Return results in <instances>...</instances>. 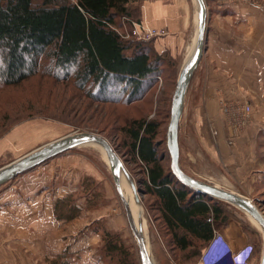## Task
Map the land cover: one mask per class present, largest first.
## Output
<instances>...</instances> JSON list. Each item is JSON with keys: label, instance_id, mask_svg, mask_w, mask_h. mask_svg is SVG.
Masks as SVG:
<instances>
[{"label": "rangeland", "instance_id": "obj_1", "mask_svg": "<svg viewBox=\"0 0 264 264\" xmlns=\"http://www.w3.org/2000/svg\"><path fill=\"white\" fill-rule=\"evenodd\" d=\"M42 1L34 0L36 4ZM150 1L156 0H135L131 7L135 12L130 19L136 21L138 9ZM247 2L264 10V0ZM126 30L128 27L121 29V32ZM155 40L137 42L150 44ZM192 41V38H188L176 55L163 54L165 58L162 74L153 80L146 91L141 89V95L134 97L130 104L119 103L118 100L105 101L100 96L88 98L85 93L73 87L71 82L64 81L62 72L56 70L58 77H53L49 73L52 67L46 60L41 61L39 73L24 83L16 87L0 85V145H8L0 154V168L66 135L92 133L101 136L118 155L133 183L140 210V215L136 218L137 228L146 240L155 264H199L198 254L203 248L202 244L197 243L186 251H179L173 246L171 236L157 212L155 199L147 194L144 187L146 168L131 155L124 132L137 120L155 122V143L159 146L161 166L169 169L166 132L171 100ZM195 74L196 70L193 79ZM122 90V87H117L114 92L108 93L124 100L129 93L122 96ZM245 107L250 108L248 114L241 110ZM220 112L226 129V132H222V135L226 134L225 148L216 147L222 138L221 132L212 125L207 130H200L193 124V116L183 110L178 131L180 168L189 177L246 198L264 216V129L249 131L253 116L264 120V115H258L257 112L254 114L248 100L236 104L221 100ZM254 135L257 139L255 145L249 139ZM207 142L212 146H207ZM94 148L96 147L75 148L0 185V195L4 196L5 188L30 180L29 177L26 179L29 174L34 173L38 178V173L42 170L40 176L56 175L61 179L60 188L71 190V194L58 202L55 209L57 220L68 221L77 217L78 221L73 228L63 230L64 236L72 231L68 239L70 246L64 248L59 255L49 254L45 260L28 258L35 264H123V261L127 264H140L136 241L127 225L106 159L99 148ZM86 170L91 171V174H80ZM75 205L80 209L76 210ZM133 207L137 210L134 198ZM223 209L231 217L229 221L238 223L243 232L248 230L245 235L255 249L252 264H260L263 234L240 209L228 203ZM88 223L90 224L86 225ZM108 242L119 246L123 255L110 254L106 246ZM65 246L64 241L63 247ZM20 254H23V250ZM11 260L7 256L2 264H13Z\"/></svg>", "mask_w": 264, "mask_h": 264}, {"label": "trees", "instance_id": "obj_2", "mask_svg": "<svg viewBox=\"0 0 264 264\" xmlns=\"http://www.w3.org/2000/svg\"><path fill=\"white\" fill-rule=\"evenodd\" d=\"M134 3L135 0H43L36 4L34 0H0V85L16 87L24 83L39 73L41 61L46 60L53 77H58L56 70L62 72L64 81L71 82L88 98L100 96L105 101L132 103L162 74L165 58V53L155 52L153 41H127L119 35L121 19L133 16ZM117 87H122V96L129 93L124 100L108 93ZM124 132L131 155L146 168L144 187L155 199L173 246L186 251L202 244L198 254L201 260L214 233L231 219L223 209L227 203L187 188L174 177L170 167L161 166L155 122L137 120ZM249 245L253 258L255 249ZM106 246L110 254L123 255L119 246L109 242Z\"/></svg>", "mask_w": 264, "mask_h": 264}, {"label": "crops", "instance_id": "obj_3", "mask_svg": "<svg viewBox=\"0 0 264 264\" xmlns=\"http://www.w3.org/2000/svg\"><path fill=\"white\" fill-rule=\"evenodd\" d=\"M204 2L207 9L204 52L188 86L183 110L193 116V124L200 130H207L212 125L221 132L222 138L216 147L225 148L221 100L231 104L248 100L254 114L264 115V10L249 5L247 0ZM136 21L148 29L166 32L165 36L153 41L156 53L176 55L188 38H192L185 61L193 56L197 35L193 0L145 2ZM262 129L264 120L253 116L249 131ZM249 139L256 144L255 135ZM7 146L0 145V154ZM41 173L42 170L38 178L34 173L29 174L26 179L29 177L30 180L5 188L4 196L0 195V264L7 256L11 257L13 264H33L28 258L45 260L49 254L59 255L70 246L68 239L72 231L64 236L63 230L73 228L77 217L68 221L57 220L55 209L71 190L60 188L61 179L56 175L46 177L44 174L40 176ZM83 173L90 175L91 171L80 174ZM75 207L80 209L77 205ZM217 233L232 253H239L249 245L247 236L234 221H228ZM22 250L23 254H20ZM220 258L221 254L218 255ZM219 264H231L230 258L224 257Z\"/></svg>", "mask_w": 264, "mask_h": 264}, {"label": "water", "instance_id": "obj_4", "mask_svg": "<svg viewBox=\"0 0 264 264\" xmlns=\"http://www.w3.org/2000/svg\"><path fill=\"white\" fill-rule=\"evenodd\" d=\"M196 7L197 16V35H196V50L192 57L186 60L180 70L175 91L171 100L170 120L166 132V144L170 155V169L174 177L187 188L196 193L217 199L240 209L247 214L260 227L264 238V216L258 208L246 198L224 189H220L209 183L196 180L186 175L179 165V144L178 131L179 122L184 109V101L188 86L192 79L193 73L196 70L204 52L205 30L207 21V9L204 0H193ZM99 147L107 160L110 174L112 176L116 193L120 198L123 206L127 225L136 241L140 264H155L146 244L142 233L136 227L129 206L124 200L120 189L119 175L120 172L127 174L120 158L110 146L108 141L101 136L92 133H77L63 136L57 140L44 144L37 149L26 153L18 159L4 165L0 168V185L14 179L18 175L29 171L46 161L83 146ZM129 177V176H128ZM212 251L209 249V252ZM208 257V256H206ZM260 264H264V241Z\"/></svg>", "mask_w": 264, "mask_h": 264}, {"label": "built area", "instance_id": "obj_5", "mask_svg": "<svg viewBox=\"0 0 264 264\" xmlns=\"http://www.w3.org/2000/svg\"><path fill=\"white\" fill-rule=\"evenodd\" d=\"M121 24L122 30L124 27H128V30L125 32H121V30L118 31L121 38L126 40L135 39L137 41H149L166 35L164 30L148 29L143 25L142 22L133 21L125 17L121 19ZM241 110L245 114L250 112L249 107H245ZM209 249L212 251H219L221 258L211 260L209 257H204L200 260L202 264H219L224 257H229L231 264H252V247L250 245L246 246L239 253H232L217 232L214 233L213 239L209 245Z\"/></svg>", "mask_w": 264, "mask_h": 264}, {"label": "bare ground", "instance_id": "obj_6", "mask_svg": "<svg viewBox=\"0 0 264 264\" xmlns=\"http://www.w3.org/2000/svg\"><path fill=\"white\" fill-rule=\"evenodd\" d=\"M90 146H93V145H89V147ZM94 147L99 148L97 146H94ZM96 148H94V149H96ZM100 151H101L102 155L105 157L103 151L101 149H100ZM106 162H107V160H106ZM107 165H108V163H107ZM119 183H120V189L122 191L124 200L126 201V203L129 206L130 212L132 214V218H133L134 223L136 224V227H137L136 218L140 215V210L138 209L139 208V204H138L139 202H138V200L136 198V192H135L133 183H132L131 179L126 174H124L123 172H120V175H119ZM133 198H134L135 206H136V209L137 210H134V207H133ZM248 218L251 221V223L255 226V228H257L262 233L260 227L256 224V222L253 221L249 216H248Z\"/></svg>", "mask_w": 264, "mask_h": 264}, {"label": "clouds", "instance_id": "obj_7", "mask_svg": "<svg viewBox=\"0 0 264 264\" xmlns=\"http://www.w3.org/2000/svg\"><path fill=\"white\" fill-rule=\"evenodd\" d=\"M219 251H210L209 252V247L205 250L202 258L208 256L211 260H216L218 259Z\"/></svg>", "mask_w": 264, "mask_h": 264}]
</instances>
